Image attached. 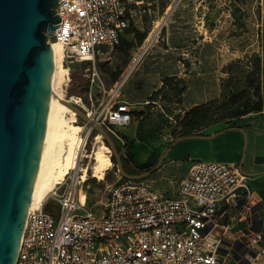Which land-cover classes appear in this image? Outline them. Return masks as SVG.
Instances as JSON below:
<instances>
[{
  "label": "built area",
  "instance_id": "2783aa9c",
  "mask_svg": "<svg viewBox=\"0 0 264 264\" xmlns=\"http://www.w3.org/2000/svg\"><path fill=\"white\" fill-rule=\"evenodd\" d=\"M141 2L59 0V25L47 41L61 44L63 60L89 62L93 81L96 54L118 43ZM121 85L115 80L96 100L89 94L83 110L123 143L115 125H126L132 116L117 98ZM69 101L81 107V97ZM82 174L70 168L27 211L14 264H264V231L253 229L260 201L235 163L191 160L173 197L159 194L147 178L119 176L99 214L86 204ZM47 204L55 205L54 212Z\"/></svg>",
  "mask_w": 264,
  "mask_h": 264
},
{
  "label": "rangeland",
  "instance_id": "374dc122",
  "mask_svg": "<svg viewBox=\"0 0 264 264\" xmlns=\"http://www.w3.org/2000/svg\"><path fill=\"white\" fill-rule=\"evenodd\" d=\"M174 1L156 0L155 3L146 6L145 11L130 24V27L136 25L141 32H147V36L140 46L133 48L129 57L112 50L109 59L107 55H102L100 59H97V63L107 62L111 71H114L115 68L120 70L117 80H122V85L117 98L127 103L130 113L138 110L143 112L141 118L134 115L131 121L136 119L141 121L143 143L150 154L147 164H152V161L157 160L170 144L182 136L210 135L233 126V121L226 122L225 120V116L230 114L233 108H228L223 102V95H227L234 87L238 89L243 87L246 78L253 79L257 61L260 63L259 85L263 100L262 108L264 109V0H235V2L226 0V20L221 22L220 29L218 26L214 27L213 23L211 24V28L214 27L215 30L211 33L210 43L205 45L210 53V63L209 70L204 72V77L195 72L193 83L188 88L179 80L172 81L164 89V93L155 99L154 103L148 102L138 107L139 105H130L127 102L140 100L144 97L146 89L150 90L152 87L149 85L157 84L160 71L172 70V66L157 68L154 65L150 67L149 63H145V60L156 54L154 50H162L161 43L164 40L162 37L165 33L163 28L164 31L172 33L180 25L178 18L176 19L177 14L173 10L180 2L185 4L186 0H179L164 20ZM166 2L168 4L162 10ZM233 4H236L237 10L234 9ZM179 13L185 17L186 5L180 7ZM172 17L175 19L174 21ZM49 40L53 41L54 39L49 37ZM62 64L67 68V74L62 75L59 79L57 89L65 99L69 100L71 96L81 97L80 108L82 110L90 104L89 94H91L92 100H96L101 96L103 88L108 90L115 82L108 72L101 71L97 67V75H94L92 81V67L89 62L65 59ZM180 88H182V93L178 94ZM251 99L254 100V97ZM200 104L205 105V108L199 119L182 120L186 108ZM259 114L263 115L262 112L247 113L241 116L235 126L247 125L252 117ZM75 121L82 127L79 136L84 140L82 156L78 160V165L80 172L83 169L86 172L88 187H85L86 184L83 185L86 190V204L94 213L99 214L109 188L121 174L117 170L116 163L111 161V164L104 170L101 179L92 175V152L97 146L95 137L99 133L92 129L86 136L89 125L77 115ZM115 126L116 131L123 139L126 129L118 124ZM109 135L117 150L129 155L133 154V140L123 139L122 143L117 137ZM101 140L105 143L102 136ZM189 142L190 140H183L174 143L158 169L147 178L152 187L164 197L176 195L179 183L191 160L194 159L191 156L192 152L187 150L190 149ZM128 145L131 146L129 149L126 148ZM141 153L142 148L137 147L135 158ZM111 154L109 149V157ZM152 165L142 168V170L144 171ZM126 171L134 173L129 168ZM258 225H260L259 221L256 223V226ZM228 264H232V261Z\"/></svg>",
  "mask_w": 264,
  "mask_h": 264
},
{
  "label": "water",
  "instance_id": "95a60500",
  "mask_svg": "<svg viewBox=\"0 0 264 264\" xmlns=\"http://www.w3.org/2000/svg\"><path fill=\"white\" fill-rule=\"evenodd\" d=\"M58 1L0 0V264L15 263L34 182L52 71L47 34L59 25L56 23L60 17L55 12ZM61 100L103 137L117 170L126 178L149 176L176 142L214 135L182 136L149 169L129 173L108 132L93 123L79 106ZM45 208L54 212L55 205L47 204Z\"/></svg>",
  "mask_w": 264,
  "mask_h": 264
},
{
  "label": "crops",
  "instance_id": "0c3cea01",
  "mask_svg": "<svg viewBox=\"0 0 264 264\" xmlns=\"http://www.w3.org/2000/svg\"><path fill=\"white\" fill-rule=\"evenodd\" d=\"M140 1L142 2L135 7V15L132 16L129 25L120 33L118 43L111 48L102 46L100 48L101 52L95 56V67L101 71L108 72L113 81V76L115 74L119 75L120 70L115 68L114 71H111L107 62L97 63V59H100L102 55H107L109 59L112 50L113 52L121 53L125 57H129L133 48L139 46L135 41L134 32L135 30L140 31V29L136 25L130 27V24L137 20L141 13L145 11L146 6L155 3L156 0ZM233 1L235 2V0ZM167 4L166 2V6ZM184 5H186L185 17L179 13L180 7H184ZM233 6L237 10L236 4H233ZM175 9L173 12L177 14L176 19L178 18V23H180L177 26L178 29L171 33L166 28L167 32L164 31L163 28V32L165 33H163L164 38L162 37L164 39L161 43L162 50H154L156 54L151 55L148 60H145V63H149L150 67L154 65L157 68L172 66V70L160 71V78L157 84L154 86L153 84L149 85L152 87H150V90L146 89L144 97L140 100L127 101L130 105H139L138 107H141V105L148 102L154 103L156 100H150V97L153 92L163 85V80L166 76L177 78L188 88L193 83L195 72L197 75L201 74L204 77V72L209 70L210 53L207 51L205 45L207 46L210 43L211 33L215 30L214 27L218 26L220 29L221 22H225L226 20V0H186L185 4L180 2ZM212 23L214 24L213 28H211ZM127 42H131L132 45L128 47ZM134 115V113H131L132 118H134ZM135 116L141 118L142 114ZM138 121L140 119L130 120L129 123L121 127L126 129L125 136L128 140H133V162L142 164L148 160L150 154H148L143 140L136 138ZM139 132L141 133V127H139ZM213 134L210 138L187 139L190 140V149L187 150L192 152L193 155L191 156L194 159L235 163L238 165L248 177V183L254 191L255 197L260 201V225L253 227V229L264 231V114L252 117L250 123L247 125H239ZM137 147L142 148V153L135 158ZM238 227H235V229ZM260 247L264 249V242L260 244ZM261 259L264 261V256Z\"/></svg>",
  "mask_w": 264,
  "mask_h": 264
},
{
  "label": "bare ground",
  "instance_id": "6f19581e",
  "mask_svg": "<svg viewBox=\"0 0 264 264\" xmlns=\"http://www.w3.org/2000/svg\"><path fill=\"white\" fill-rule=\"evenodd\" d=\"M48 44L52 56V71L42 143L27 211L34 205L42 203L70 168H79L78 160L82 156L84 143L79 136L82 127L75 121L76 114L61 100L65 98L57 89L59 79L67 74V68L62 64V46L57 40H48ZM95 140L97 146L92 152L91 169L92 175L101 179L104 170L111 164V159L109 147L102 142L100 134L96 135ZM82 172L85 179V169Z\"/></svg>",
  "mask_w": 264,
  "mask_h": 264
},
{
  "label": "trees",
  "instance_id": "16d2710c",
  "mask_svg": "<svg viewBox=\"0 0 264 264\" xmlns=\"http://www.w3.org/2000/svg\"><path fill=\"white\" fill-rule=\"evenodd\" d=\"M166 8V5H164L163 9ZM135 41L140 46L142 42L144 41L145 37L147 36V32H140L139 30H135ZM132 45L131 42H127V46L130 47ZM143 46V45H142ZM259 73H260V63L259 61L256 62L255 68L253 71L254 78L249 79L246 78L245 85L241 88L234 87L233 90H230L227 95H223V102L227 105L228 108H233L231 113L225 116L226 122L233 121V126L224 128L221 131L237 127L235 126L237 121L241 118V116L250 113V112H260L262 110L263 100L260 95V85H259ZM118 74H115L113 76L114 81L117 80ZM248 82L246 83V81ZM178 80L177 78H174L172 76H166L163 80V85L153 92V94L150 97V100H155L159 95L164 93V89L171 84L172 81ZM182 93V88L178 90V94ZM251 97H254V100L251 99ZM205 108V105H194L190 108H187L184 110V114L182 117V120H195L199 119L201 115H203ZM135 115H141V111L133 112ZM182 123V121H180ZM139 127H141V122L138 121V130L136 132V138L139 140H143L144 137L139 132ZM220 132V131H219ZM124 140H128V138L124 135ZM105 144L107 145V142L104 140ZM131 147V146H130ZM129 145L126 147L127 149L130 148ZM122 162L123 168L126 170L127 168L131 169L134 173H140L142 172V168L148 167L152 164H155L156 160L152 161V164H147L149 162L148 160L145 163L142 164H136L133 162V154L129 155L128 153H122L119 150H117ZM111 161L115 162V158L113 154L110 155ZM116 163V162H115ZM153 166V165H152ZM149 169V168H148ZM150 176V175H149ZM149 176L144 177L143 179L148 178Z\"/></svg>",
  "mask_w": 264,
  "mask_h": 264
}]
</instances>
